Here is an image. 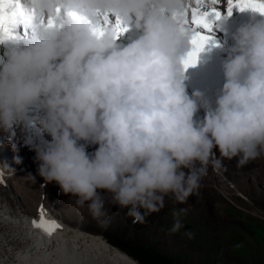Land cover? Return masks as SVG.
<instances>
[{
    "label": "clouds",
    "instance_id": "1",
    "mask_svg": "<svg viewBox=\"0 0 264 264\" xmlns=\"http://www.w3.org/2000/svg\"><path fill=\"white\" fill-rule=\"evenodd\" d=\"M218 2L213 7L222 15ZM193 6L194 0H27L31 21L57 18L60 9V27L35 25L31 43L0 63V132L9 144L14 128L35 125L49 136L29 144L37 174L86 204L104 227V193L143 225L165 197L185 205L199 196L209 169L222 176L225 160L237 158L243 167L264 155V20L242 25L233 38L212 21L200 52L232 48L213 106L184 84L181 60L192 31L182 21ZM71 13L92 22L118 15L141 34L117 48L111 30L97 38ZM89 145L95 151L88 153ZM9 171L0 166V179ZM186 213H173L171 233L184 227Z\"/></svg>",
    "mask_w": 264,
    "mask_h": 264
},
{
    "label": "rangeland",
    "instance_id": "2",
    "mask_svg": "<svg viewBox=\"0 0 264 264\" xmlns=\"http://www.w3.org/2000/svg\"><path fill=\"white\" fill-rule=\"evenodd\" d=\"M228 48L213 46L210 51L198 53L195 63L198 74L207 69H219L213 85H206L199 75L195 77L194 70L184 69L185 86L188 82L213 106L224 83L225 60L222 58H228L231 52ZM33 114L40 115L38 111ZM196 117L202 119L198 113ZM13 135V143L9 144L8 137L0 132V165L12 170L5 174V181L20 209L30 217L36 218L43 207L57 221L102 237L106 244L138 264L141 261L128 249H123L120 241L133 249L146 251L153 260L155 255H162L173 264H264V155L243 167L237 166V158L225 160L227 171L222 176L209 169L199 196H191L185 205L176 204L170 196L165 197L164 207L148 216L143 225L133 224L125 215L126 209L114 205L111 196L104 193L105 207L109 210L106 217L109 223L104 227L92 217L86 204L78 206L75 197L62 193L55 182L45 184L37 174L35 152L29 144L46 142L50 137L40 133L35 125L28 131L14 128ZM96 147L89 145L88 153ZM180 208L187 209L186 215L181 217L184 227L171 233L173 213ZM186 233H191V237Z\"/></svg>",
    "mask_w": 264,
    "mask_h": 264
},
{
    "label": "bare ground",
    "instance_id": "3",
    "mask_svg": "<svg viewBox=\"0 0 264 264\" xmlns=\"http://www.w3.org/2000/svg\"><path fill=\"white\" fill-rule=\"evenodd\" d=\"M132 27L136 29L134 23ZM29 37L31 39L32 35ZM187 68L194 70L193 75L197 78L199 75L206 85L214 84L219 70L207 69L198 74V64ZM185 83L186 91L191 96L195 91L188 82ZM198 114L203 118V109ZM10 191L11 187L4 176L0 179V264H138L128 255L106 244L102 237L57 221L43 207L36 218L30 217L20 209L13 196L15 194ZM41 217L45 224L54 221L59 227L50 235L45 234L40 227L33 225V220L40 221Z\"/></svg>",
    "mask_w": 264,
    "mask_h": 264
},
{
    "label": "snow or ice",
    "instance_id": "4",
    "mask_svg": "<svg viewBox=\"0 0 264 264\" xmlns=\"http://www.w3.org/2000/svg\"><path fill=\"white\" fill-rule=\"evenodd\" d=\"M215 3L216 0H207V2L206 0H194V6L183 13L184 19L182 23L190 26L192 31L190 49L181 60L183 69L196 63L198 53L211 39L207 35L212 29V21L209 17L213 16L216 19L220 17V12L213 7ZM232 7H236L239 10L249 8L264 15V0H228L229 15ZM59 13L60 9H57V17ZM71 15L76 17L75 13H71ZM76 18L81 19L97 38L102 37L106 31L111 30L114 33V39H116L120 34L128 30L127 24L118 15L113 20L108 14H104L96 22H92L87 18ZM31 19L20 6L18 0H0V40L16 38V29L20 25H27L31 22ZM56 20L57 18L49 17L46 26L49 28L60 27ZM200 29L203 31H200ZM33 225L40 227L45 234L49 235L55 228L59 227L54 221L45 224L42 217L40 221L34 219Z\"/></svg>",
    "mask_w": 264,
    "mask_h": 264
},
{
    "label": "trees",
    "instance_id": "5",
    "mask_svg": "<svg viewBox=\"0 0 264 264\" xmlns=\"http://www.w3.org/2000/svg\"><path fill=\"white\" fill-rule=\"evenodd\" d=\"M120 246L123 249H128L132 255H135L140 261L141 264H173L166 257L162 255H155L154 260L146 251H141L129 247L125 242L120 241Z\"/></svg>",
    "mask_w": 264,
    "mask_h": 264
}]
</instances>
